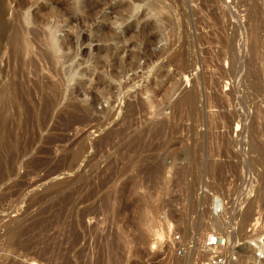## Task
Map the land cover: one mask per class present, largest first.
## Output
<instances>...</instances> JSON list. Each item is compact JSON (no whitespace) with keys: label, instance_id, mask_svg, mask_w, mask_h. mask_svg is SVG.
<instances>
[{"label":"rangeland","instance_id":"374dc122","mask_svg":"<svg viewBox=\"0 0 264 264\" xmlns=\"http://www.w3.org/2000/svg\"><path fill=\"white\" fill-rule=\"evenodd\" d=\"M0 130V264L238 251L264 235V0H0Z\"/></svg>","mask_w":264,"mask_h":264},{"label":"bare ground","instance_id":"6f19581e","mask_svg":"<svg viewBox=\"0 0 264 264\" xmlns=\"http://www.w3.org/2000/svg\"><path fill=\"white\" fill-rule=\"evenodd\" d=\"M51 45H53V44H51ZM52 48H53V46H51ZM54 47H56V46H54ZM57 50H59V48L57 49ZM61 51V49L58 51V52H60ZM56 52V51H55ZM57 52V53H58ZM65 57V56H64ZM107 57V56H106ZM32 59V58H31ZM38 59V58H37ZM106 59V58H105ZM108 59H109V57H108ZM27 61V60H26ZM34 61V60H33ZM21 62V61H20ZM23 62V61H22ZM28 62V61H27ZM35 62V61H34ZM33 62V63H34ZM108 62V61H107ZM33 63H30L31 65L33 64ZM35 63H37V61L35 62ZM35 63H34V65H35ZM40 63V62H39ZM39 63H37V67H38V65H39ZM109 63V62H108ZM25 64V63H24ZM29 64V63H28ZM28 64H27V66H28ZM109 64H111V63H109ZM32 66V67H35L36 68V66ZM40 66V65H39ZM41 67V66H40ZM40 67H38L39 69H41ZM111 67V66H110ZM26 68V67H25ZM29 68V67H28ZM112 69H111V71L109 72V77L110 78H116L117 76H119V73L117 72V69H116V67H114V66H112L111 67ZM34 69V68H33ZM93 69V68H92ZM32 70V69H31ZM34 70H36V69H34ZM95 70V69H94ZM70 71V70H69ZM68 71V72H69ZM72 71V70H71ZM40 72V70L38 71V73ZM41 72H42V70H41ZM74 72V71H73ZM87 72V71H86ZM37 73V74H38ZM93 73V72H92ZM105 73V72H104ZM108 73V71L106 72V74ZM72 74V73H71ZM94 74V73H93ZM106 74H105V76H106ZM70 75V74H69ZM73 75V74H72ZM74 75H75V73H74ZM79 75V74H78ZM76 76V75H75ZM80 76V75H79ZM93 75H91V77H92ZM97 76V75H96ZM102 76H104V75H102ZM104 76V77H105ZM69 78L71 77V75L70 76H68ZM68 77H66V78H68ZM90 77V78H91ZM106 79H108L109 80V78H107V77H105ZM74 79V78H73ZM72 79V80H73ZM96 79V78H95ZM98 79V87L100 88H103V86L104 85H106V83L105 82H103L104 80H106V79H104V80H102V79H100V78H97ZM70 80V79H69ZM91 80V79H90ZM93 80V79H92ZM112 80V79H111ZM89 81V80H88ZM87 81V82H88ZM94 81V80H93ZM90 82H92V81H90ZM95 82H97V81H95ZM94 82V83H95ZM15 82L13 81V84H14ZM83 83V82H82ZM88 84V83H87ZM90 84V83H89ZM95 84H97V83H95ZM84 85H86V84H84ZM93 85V84H92ZM77 87V86H76ZM93 88H94V86H92ZM91 87V88H92ZM106 87H107V85H106ZM96 88V87H95ZM76 89V88H75ZM75 89H74V91H75ZM78 89H80V85H79V88ZM78 89H76V91L78 90ZM86 89V88H85ZM82 90H84V89H82ZM95 90V89H94ZM92 91V90H91ZM105 91V90H104ZM78 92V91H77ZM85 92V91H84ZM90 92V91H89ZM103 92V91H102ZM73 93V92H72ZM79 94H81V91L80 92H78ZM77 93V94H78ZM78 94V95H79ZM93 94V93H92ZM93 95H95V94H93ZM72 96V95H71ZM103 96V95H102ZM76 97H77V95H76ZM82 97V96H81ZM79 98V97H78ZM97 99H98V97H96ZM94 99V98H93ZM100 99V98H99ZM78 100V99H77ZM96 100V99H95ZM84 108V107H83ZM82 108V109H83ZM84 110H85V108H84ZM85 113H86V110L84 111ZM89 112V113H88ZM88 112H87V116H88V114H90V111L88 110ZM88 118V117H87ZM86 117H85V119H87ZM88 120V122H90V120H89V118L87 119ZM86 121V120H85ZM80 122H82V121H80ZM80 122H78V123H80ZM84 122V121H83ZM77 123V122H76ZM75 123V124H76ZM72 128V127H71ZM1 131V130H0ZM80 131L78 130V133H79ZM71 135V134H70ZM219 199H217V201H216V204H214V206H215V208L216 207H221L222 208V206H219ZM216 209H218V208H216ZM223 209V208H222ZM226 210V209H225ZM217 212V211H216ZM116 213V212H115ZM122 213H124V212H122ZM121 214V213H120ZM244 214V213H243ZM250 214V213H249ZM248 214V215H249ZM224 215V214H223ZM247 215V216H248ZM249 217V216H248ZM242 229V228H241ZM206 235V234H205ZM208 235V238H214L215 237V234H207ZM249 235V234H248ZM236 236V235H235ZM248 238V240H246L242 245H240V247L241 246H243L241 249H238V251H237V248L239 247V244H238V240L237 241H235L234 239H232L233 240V242H234V245H232V246H230L228 249L230 250L228 253H229V255H228V257H226L227 258V264H257V262H258V259H257V257H256V254H255V248L253 247L254 245L255 246H257V247H259V249H260V251H261V253L263 254L264 253V251H263V246H264V242H263V245L261 246L260 244H259V241L262 239V237H260V238H258V237H255V236H253V235H251V236H248L247 237ZM230 239V238H229ZM232 240H230V241H232ZM230 241L228 240V242L230 243ZM206 242V241H205ZM227 242V243H228ZM232 242V243H233ZM229 245V244H228ZM224 248H226V246L224 247ZM221 249V250H226V249ZM208 254V253H207ZM209 255V254H208ZM190 262V261H189ZM189 262L188 261H186L185 263L186 264H189ZM182 264V263H181ZM262 264H263V262H262Z\"/></svg>","mask_w":264,"mask_h":264},{"label":"built area","instance_id":"2783aa9c","mask_svg":"<svg viewBox=\"0 0 264 264\" xmlns=\"http://www.w3.org/2000/svg\"><path fill=\"white\" fill-rule=\"evenodd\" d=\"M254 230L256 231L257 224L254 225ZM261 233V232H260ZM179 239V238H178ZM264 242V235L262 239L259 241V244L262 246ZM227 244L225 239L220 237L208 238L204 243V250L209 254L207 260H205L202 264H227L226 255L223 253V249ZM255 248V254L258 259L257 264H264V253L262 254L259 247L253 246ZM264 251V246H263Z\"/></svg>","mask_w":264,"mask_h":264}]
</instances>
